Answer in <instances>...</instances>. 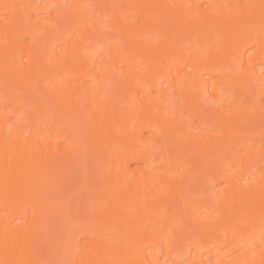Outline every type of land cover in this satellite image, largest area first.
<instances>
[{
	"label": "bare ground",
	"instance_id": "6f19581e",
	"mask_svg": "<svg viewBox=\"0 0 264 264\" xmlns=\"http://www.w3.org/2000/svg\"><path fill=\"white\" fill-rule=\"evenodd\" d=\"M0 264H264V0H0Z\"/></svg>",
	"mask_w": 264,
	"mask_h": 264
},
{
	"label": "snow or ice",
	"instance_id": "6c2138e0",
	"mask_svg": "<svg viewBox=\"0 0 264 264\" xmlns=\"http://www.w3.org/2000/svg\"><path fill=\"white\" fill-rule=\"evenodd\" d=\"M9 6L8 5H5V8H8ZM14 7V6H13Z\"/></svg>",
	"mask_w": 264,
	"mask_h": 264
}]
</instances>
